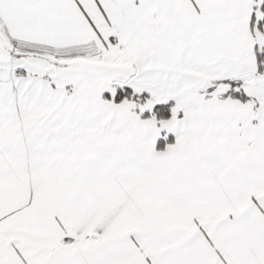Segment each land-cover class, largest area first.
<instances>
[{
  "label": "snow or ice",
  "instance_id": "snow-or-ice-1",
  "mask_svg": "<svg viewBox=\"0 0 264 264\" xmlns=\"http://www.w3.org/2000/svg\"><path fill=\"white\" fill-rule=\"evenodd\" d=\"M0 264H264V0H0Z\"/></svg>",
  "mask_w": 264,
  "mask_h": 264
}]
</instances>
